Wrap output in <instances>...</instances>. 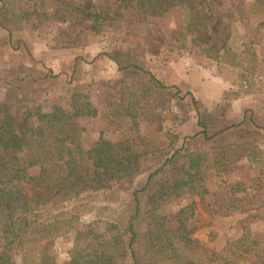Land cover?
Returning <instances> with one entry per match:
<instances>
[{
  "label": "rangeland",
  "instance_id": "374dc122",
  "mask_svg": "<svg viewBox=\"0 0 264 264\" xmlns=\"http://www.w3.org/2000/svg\"><path fill=\"white\" fill-rule=\"evenodd\" d=\"M67 1L89 11L114 3ZM217 1L204 38H211L213 44L228 41L231 53L223 50L220 61L203 54L194 43L181 7L171 9L162 19L116 22L93 36L88 25L49 19L40 22V12L33 7L36 0H10L0 11V22L10 27L6 30L14 31L9 38H0V77L24 78L22 84L30 92L25 107L33 113L32 125L39 123L38 112H51L56 107L72 110V89L81 85L100 110L98 117L76 119L82 138L90 144L100 138L117 143L133 137L128 132L130 119H113L106 102L119 97L122 81L136 74L133 65L151 72L168 89L159 106L152 108L151 119L144 122L141 133L153 136L156 148L167 152L164 156L180 151L176 166L186 164L187 152L201 153L202 178L209 191L203 202L198 197H182L169 203L166 210L175 212L195 200L194 237L203 247L219 251L229 240L243 236L246 225L254 233L264 231L262 223L249 221L251 214L262 215L255 211L264 205V0ZM2 81L8 86L0 78V87ZM248 98L252 103L246 102ZM0 103L21 117L19 103L10 101L8 88L0 89ZM203 128L216 137L205 140ZM171 136H176L175 143ZM161 166L162 162H145L143 173L133 182L124 179L107 190L85 193L80 223L104 231L107 222L130 214L135 190L148 185L147 194L170 177L171 169L166 166L149 179ZM239 181L250 186L248 198L241 197L242 208L248 211L228 207L231 199L225 197L227 188ZM141 229L146 230L145 220ZM76 232L71 230L50 245L49 254L57 263L69 259ZM12 254L16 264H26V257L37 260L29 238Z\"/></svg>",
  "mask_w": 264,
  "mask_h": 264
},
{
  "label": "trees",
  "instance_id": "16d2710c",
  "mask_svg": "<svg viewBox=\"0 0 264 264\" xmlns=\"http://www.w3.org/2000/svg\"><path fill=\"white\" fill-rule=\"evenodd\" d=\"M0 3L3 11L10 0ZM217 4V0H114L89 11L67 0H36L33 7L40 12V22L49 19L88 25L93 36L116 22L162 19L171 9L181 7L194 43L200 45L203 54L220 61L223 50L231 53L228 41L213 44L211 38H204ZM0 25L10 29L2 22ZM132 67L136 74L122 81L119 97L106 102L113 119H130L128 132L133 137L117 143L100 138L88 144L82 138L76 119L98 117L100 110L81 85L72 89V110L56 107L51 112H38L39 123L32 125L33 113L25 107L30 92L22 84L24 78L8 81L10 101L19 103L21 117L0 103V264H16L12 252L23 247L26 238L37 255L36 261L26 257V264H121L124 260L129 264H264V231L254 233L246 225L243 236L216 251L203 247L194 237L195 200L175 212L166 210L169 203L182 197H198L203 202L209 195L202 178L204 156L187 152L186 164L176 166L180 151L164 156L167 152L156 148L153 136L142 135V125L151 119L152 108L159 106L168 88L151 72ZM201 134L205 140L217 135L207 128ZM171 137L175 143L176 136ZM150 161L162 162L150 180L166 166L171 175L147 194L148 185L135 190L130 214L107 222L104 231L80 223L85 193L107 190L124 179L133 182L143 173L144 163ZM249 187L240 181L230 183L225 194L231 199L228 207L250 210L242 208L245 204L241 198H248ZM255 213L262 215L251 214L249 221L264 226V205ZM144 220L146 230L142 231ZM71 230L77 232L69 259L57 263L49 254L50 245Z\"/></svg>",
  "mask_w": 264,
  "mask_h": 264
},
{
  "label": "crops",
  "instance_id": "0c3cea01",
  "mask_svg": "<svg viewBox=\"0 0 264 264\" xmlns=\"http://www.w3.org/2000/svg\"><path fill=\"white\" fill-rule=\"evenodd\" d=\"M6 33H7V34H6ZM13 33H14V31L9 32V31H7L6 29H4V28H2V27L0 26V38H1V37H3L4 39H5L6 37L9 38V37H10L9 35H11V34L13 35ZM8 70H11V67H10V66L8 67ZM0 78L5 79V80L8 82V81L10 80L11 77L8 79L7 76H5V74H3V75H1ZM7 79H8V80H7ZM6 81H5V82H6ZM3 84H4V81H2V85H3ZM2 88H6V89H7L8 86H6V85L4 84L3 87H0V89H2ZM245 101H246V100H245ZM252 101H253L252 99H249V98H248L246 102L250 104V103H252Z\"/></svg>",
  "mask_w": 264,
  "mask_h": 264
}]
</instances>
